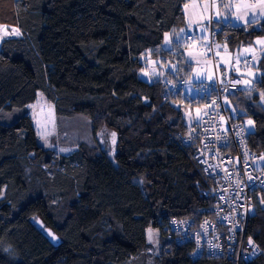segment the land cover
Here are the masks:
<instances>
[{
  "label": "trees",
  "instance_id": "obj_1",
  "mask_svg": "<svg viewBox=\"0 0 264 264\" xmlns=\"http://www.w3.org/2000/svg\"><path fill=\"white\" fill-rule=\"evenodd\" d=\"M186 1L0 0V20L19 28L0 47V114L20 109L15 120L0 121V264L138 263L148 257L150 228L160 229L164 245L156 264H235L226 256L193 259L191 241L168 237L173 217L200 221L207 204L179 140L189 126L175 104L181 92L165 98L161 84L162 76L187 79L192 70L186 44L164 47L166 34L186 24ZM216 26L231 50L264 37V19ZM150 60L159 73L147 81L140 75ZM258 67L255 92L242 89L232 104L242 120L253 119L249 143L264 153V55ZM39 93L59 118L89 117L94 139L101 123L114 130V154L86 141L68 154L41 145L28 113ZM247 234L262 254L241 264H264L261 192Z\"/></svg>",
  "mask_w": 264,
  "mask_h": 264
},
{
  "label": "built area",
  "instance_id": "obj_2",
  "mask_svg": "<svg viewBox=\"0 0 264 264\" xmlns=\"http://www.w3.org/2000/svg\"><path fill=\"white\" fill-rule=\"evenodd\" d=\"M216 23L212 18L208 21V56L215 67V78L211 82L195 83L203 93L200 98L203 112L197 122L179 134L201 175L197 186L207 201L201 207L205 216L200 221L194 216L173 217L168 237L178 243L191 241L193 259L226 256L241 264L262 254L259 244L247 234V227L255 195L264 194V153L250 146L245 121L232 104L233 97L244 89V78L228 73L218 64L214 43L220 28ZM192 42L191 36L184 39L185 44ZM253 65V56L241 61V67ZM185 83V79L162 77L163 95L165 98L178 95Z\"/></svg>",
  "mask_w": 264,
  "mask_h": 264
},
{
  "label": "rangeland",
  "instance_id": "obj_3",
  "mask_svg": "<svg viewBox=\"0 0 264 264\" xmlns=\"http://www.w3.org/2000/svg\"><path fill=\"white\" fill-rule=\"evenodd\" d=\"M230 3V2H229ZM224 15L228 16L231 10L226 11L225 7L222 10ZM217 21V17L213 18ZM205 26V30H206ZM208 29V28H207ZM207 31V30H206ZM208 43L210 44V32L208 30ZM209 46V45H208ZM215 57L220 66L228 73L229 66H233L235 74L244 78V88L255 92L256 81L260 78L261 70L258 67V61H254V65L250 68L241 67V53L239 49L231 50L223 41L214 43ZM220 49V50H219ZM161 70V69H160ZM159 70L153 60L148 62V66L141 71V78L151 81ZM164 77V76H162ZM161 77V78H162ZM215 78V67L212 59L208 57L205 61L199 62L192 66L191 73L187 82L183 86L181 98L175 101L176 106H180L183 111L186 124L197 122L202 115L203 107L199 103V97L202 92L195 86L198 82H211ZM177 96V95H176ZM174 96V97H176ZM20 109L4 110L0 114V121L11 122L19 115ZM28 113L32 116L33 122L39 137V142L45 148H51L58 153L68 154L73 151L76 146L86 141L90 145H98L106 149L111 155L114 154L117 144V134L109 128L105 123H101L96 134V139L93 136L92 121L85 115H78L73 119L59 118L54 109L53 103L48 101L42 93L38 94L36 101L28 106ZM252 123L249 124L248 122ZM245 126L248 132L254 131V122L252 118L245 120ZM115 134V136H113ZM3 194L0 193V201ZM150 248L147 251L146 259L138 260V263L133 264H156L155 258L164 252V245L160 236L159 228H150L148 230ZM168 249L166 248L165 251Z\"/></svg>",
  "mask_w": 264,
  "mask_h": 264
},
{
  "label": "crops",
  "instance_id": "obj_4",
  "mask_svg": "<svg viewBox=\"0 0 264 264\" xmlns=\"http://www.w3.org/2000/svg\"><path fill=\"white\" fill-rule=\"evenodd\" d=\"M261 3L262 0H257L255 2H247L245 0H187L183 7L186 24L183 28L166 34L167 42L165 39L164 47L171 49L175 42L183 44L184 39L191 36L193 42L191 44H186L183 47L186 60L191 64V66L205 61L209 57V34L207 28L208 21L211 19V16L216 18V14H220V16L217 17V21L219 20V22L216 21L217 23L247 26L250 23L249 16L246 15V13L264 14V7H261ZM225 4L232 5L230 9L231 13L228 16L224 15L222 12ZM249 5H251V7H248ZM237 14H240L243 17L239 22L236 20ZM263 19L264 18H261V16L258 15L255 22L252 23L258 26ZM205 26L207 27V31L205 30ZM13 29L18 30L19 32V28L14 19L11 20L10 23L2 22L0 20V47L5 38H7L10 34H16ZM239 51L241 53V61L247 56H253L254 61H258L259 63L260 59L264 55V37L256 38L252 44L240 47ZM227 68L230 69V74H235L236 71L233 66H229ZM202 95L203 93L200 94L199 97H196L199 99L201 106L202 104L200 98Z\"/></svg>",
  "mask_w": 264,
  "mask_h": 264
},
{
  "label": "snow or ice",
  "instance_id": "obj_5",
  "mask_svg": "<svg viewBox=\"0 0 264 264\" xmlns=\"http://www.w3.org/2000/svg\"><path fill=\"white\" fill-rule=\"evenodd\" d=\"M224 7H225V10H226V11H229V10L231 9L232 5H231V4H225ZM248 7H251V5H249ZM261 7H264V0H262ZM216 15H217V17L220 16L219 13H217ZM246 15L249 16V23L255 22V20H256V18H257L258 15H260L261 18H264V14H260V13H246ZM242 18H243V17H242L240 14H237V16H236V20H237L238 22H239ZM217 22H219V20H218ZM13 31H14L17 35L19 34L18 30H16V29H13ZM181 31H183V30H181ZM166 42H167V36H166ZM248 123L251 124L252 122L249 121ZM113 136H115V134H113ZM250 242H251V241H250Z\"/></svg>",
  "mask_w": 264,
  "mask_h": 264
},
{
  "label": "water",
  "instance_id": "obj_6",
  "mask_svg": "<svg viewBox=\"0 0 264 264\" xmlns=\"http://www.w3.org/2000/svg\"><path fill=\"white\" fill-rule=\"evenodd\" d=\"M36 225L38 228L43 229L45 232L46 236L49 238V240L54 244V245H59L60 244V238L59 236L54 232L52 228L45 227V224L41 219H39L36 222Z\"/></svg>",
  "mask_w": 264,
  "mask_h": 264
}]
</instances>
